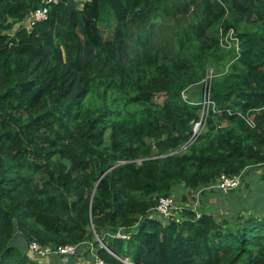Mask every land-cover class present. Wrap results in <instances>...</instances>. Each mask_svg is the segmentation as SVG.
<instances>
[{"label": "trees", "instance_id": "trees-1", "mask_svg": "<svg viewBox=\"0 0 264 264\" xmlns=\"http://www.w3.org/2000/svg\"><path fill=\"white\" fill-rule=\"evenodd\" d=\"M262 165L264 0H0V264H264V215L157 210Z\"/></svg>", "mask_w": 264, "mask_h": 264}, {"label": "rangeland", "instance_id": "rangeland-1", "mask_svg": "<svg viewBox=\"0 0 264 264\" xmlns=\"http://www.w3.org/2000/svg\"><path fill=\"white\" fill-rule=\"evenodd\" d=\"M103 32H104V37L106 39L112 38V33L110 31H108L105 26H103ZM211 72H212V69H211ZM210 75H211V73H209V76ZM159 100L162 101L163 98H159ZM202 114H203V112H202ZM197 123H196V125H197ZM262 168L264 169V166ZM251 176H253L252 180H251ZM249 181H250L249 186L252 189V192L250 193V198L253 199L255 197L259 203L262 202V200L264 199V177L260 174L259 175L258 174H249ZM202 190H204V188ZM221 193H223V192H219L218 190H215V189H212V190L205 189L204 192L196 193V192L188 191L183 186H177L174 189V191L172 192V197H173V207L171 208L172 214L175 215V218H178L176 215H178L179 209L181 210L185 206H189V207L192 206L193 208L197 207V208L201 209L200 211H202V209H203L202 203L208 205L209 202L213 203L215 200L220 202V200H222V197H221L222 195H220ZM213 207L216 209L215 213H217L214 215L217 216L219 221H221L222 218H226V217L232 219L234 216V214L231 213V211L229 210L230 209L229 206L224 207V206H220V204H218V205H213ZM211 210H213V208H211ZM251 210L252 209H250V211ZM261 213H262L261 211H257V212H253L252 214L264 215V213H262V214ZM240 214H245V213L240 212ZM248 215H250V214H248ZM101 245H103L105 247L104 244H101ZM93 252H95V254L97 255L96 250H93ZM32 256H33L32 258L36 259L41 264H43L42 261H44L45 264H50V262H51V260H50L51 255L41 257L39 255L33 254ZM97 257H95L94 261H90V260H92V258L91 259L85 258L82 255L76 254L74 256L64 257L63 263H61V264H96ZM124 262L126 264H132L128 259H124Z\"/></svg>", "mask_w": 264, "mask_h": 264}, {"label": "built area", "instance_id": "built-area-1", "mask_svg": "<svg viewBox=\"0 0 264 264\" xmlns=\"http://www.w3.org/2000/svg\"><path fill=\"white\" fill-rule=\"evenodd\" d=\"M47 8L41 7L36 9L31 13L26 21V25L28 27H32L37 21L43 20L47 18ZM222 44L224 46L230 47L235 45L239 48L240 38L237 36L236 31L231 28L226 33L222 34ZM212 102L210 94L207 93L203 99V105L205 106V111L207 110L209 104ZM202 121L198 122L195 126V132L197 133L201 129ZM241 185V175H228L222 174L216 183H213L204 189L212 190L216 188L222 191H230L233 189H237ZM173 207V197L166 196L162 197L159 200V204L157 207L158 213L161 217L170 218L172 216V208ZM121 236V234H118ZM123 237H127V235H122ZM29 250L33 254H38L40 256H47V255H66V256H74L77 254V246L76 245H61L56 250L51 249L50 247H43L37 241H33L30 246ZM96 264H112L106 262L100 257H97Z\"/></svg>", "mask_w": 264, "mask_h": 264}, {"label": "crops", "instance_id": "crops-1", "mask_svg": "<svg viewBox=\"0 0 264 264\" xmlns=\"http://www.w3.org/2000/svg\"><path fill=\"white\" fill-rule=\"evenodd\" d=\"M263 166L264 165L255 166L245 171L243 174L244 181L242 185L231 192L221 193L220 195H222L221 196L222 200H220V202L215 200L213 203L209 202L208 205L202 203L205 211L213 214H217L215 213L216 209L213 207V205L220 204V206H224V207L229 206L230 207L229 210L233 214L235 213L240 214V212L246 214H252L253 212H257V211H261L262 213H264V199L260 203L255 197L251 199L250 193L252 192V189L249 186L250 185L249 174H258V175L260 174L264 177V169L262 168ZM252 178L253 176H251V180ZM211 208H213V210H211ZM250 209L252 210L250 211ZM95 255H96L95 252H92L89 256L87 257L84 256V257L90 259L92 258V260L90 261H94L95 257H97V255L96 256ZM42 263L45 264L44 261H42Z\"/></svg>", "mask_w": 264, "mask_h": 264}, {"label": "water", "instance_id": "water-1", "mask_svg": "<svg viewBox=\"0 0 264 264\" xmlns=\"http://www.w3.org/2000/svg\"><path fill=\"white\" fill-rule=\"evenodd\" d=\"M98 240L101 242V244H104L103 241L97 236ZM105 245V244H104ZM106 247V245H105Z\"/></svg>", "mask_w": 264, "mask_h": 264}]
</instances>
